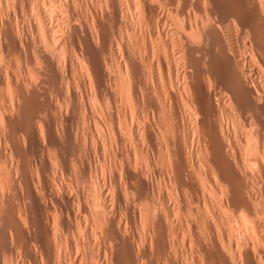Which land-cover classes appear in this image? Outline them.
Here are the masks:
<instances>
[{
	"label": "clouds",
	"instance_id": "1",
	"mask_svg": "<svg viewBox=\"0 0 264 264\" xmlns=\"http://www.w3.org/2000/svg\"><path fill=\"white\" fill-rule=\"evenodd\" d=\"M0 264H264V0H0Z\"/></svg>",
	"mask_w": 264,
	"mask_h": 264
}]
</instances>
